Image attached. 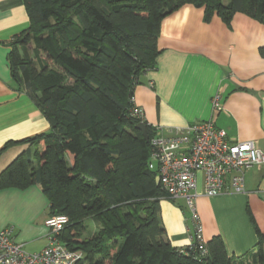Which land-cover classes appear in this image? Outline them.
I'll use <instances>...</instances> for the list:
<instances>
[{
	"label": "trees",
	"instance_id": "16d2710c",
	"mask_svg": "<svg viewBox=\"0 0 264 264\" xmlns=\"http://www.w3.org/2000/svg\"><path fill=\"white\" fill-rule=\"evenodd\" d=\"M29 19L8 55L11 77L49 123L0 173V188L38 185L49 216L67 217L58 240L79 264H264V236L240 258L219 237L171 245L159 217L165 199L131 115L140 77L156 67L162 20L184 5L229 25L240 13L264 25V0H23ZM8 146V145H7ZM6 148V146H5ZM87 219L98 227L84 238Z\"/></svg>",
	"mask_w": 264,
	"mask_h": 264
},
{
	"label": "crops",
	"instance_id": "0c3cea01",
	"mask_svg": "<svg viewBox=\"0 0 264 264\" xmlns=\"http://www.w3.org/2000/svg\"><path fill=\"white\" fill-rule=\"evenodd\" d=\"M28 27L23 0H0V173L22 153L34 156L42 145L23 141L49 130L9 68L15 37ZM156 46V67L140 77L133 93L146 124L168 130L211 120L230 140L252 141L264 152L263 24L240 13L229 25L216 16L205 22L202 9L184 5L162 20ZM215 94L220 111L211 108ZM197 191L202 193L200 184ZM194 207L202 241L219 237L228 257H242L255 248L258 234L264 236V167L245 172L243 193L199 196ZM48 215L38 185L0 188V231L10 229L26 252L45 247ZM159 217L173 247L192 243L194 227L183 200H160Z\"/></svg>",
	"mask_w": 264,
	"mask_h": 264
},
{
	"label": "built area",
	"instance_id": "2783aa9c",
	"mask_svg": "<svg viewBox=\"0 0 264 264\" xmlns=\"http://www.w3.org/2000/svg\"><path fill=\"white\" fill-rule=\"evenodd\" d=\"M220 100L219 94L211 99L213 111L222 109ZM131 102V115L142 123V109L134 104L133 97ZM149 126L152 136L147 167L156 172L159 189L166 200L184 201L194 227V239L204 252L194 200L199 196L243 193L245 172L264 167V152L252 141L230 140L211 120L168 130ZM199 184L201 194L197 191ZM43 225L47 229V243L34 253L26 252L21 244L15 243L10 229L1 230L0 264H79L82 254L69 250L58 240L60 232L68 225L67 217L49 216Z\"/></svg>",
	"mask_w": 264,
	"mask_h": 264
},
{
	"label": "rangeland",
	"instance_id": "374dc122",
	"mask_svg": "<svg viewBox=\"0 0 264 264\" xmlns=\"http://www.w3.org/2000/svg\"><path fill=\"white\" fill-rule=\"evenodd\" d=\"M199 180H201L200 176H199ZM84 225L86 227L82 235L84 238H88L96 234L98 227L91 221V219H87Z\"/></svg>",
	"mask_w": 264,
	"mask_h": 264
},
{
	"label": "water",
	"instance_id": "95a60500",
	"mask_svg": "<svg viewBox=\"0 0 264 264\" xmlns=\"http://www.w3.org/2000/svg\"><path fill=\"white\" fill-rule=\"evenodd\" d=\"M135 129L139 130L142 134V137L144 140H148V135H147V131H146V127L143 123H138L137 125H135ZM156 185L158 186V179H155Z\"/></svg>",
	"mask_w": 264,
	"mask_h": 264
}]
</instances>
